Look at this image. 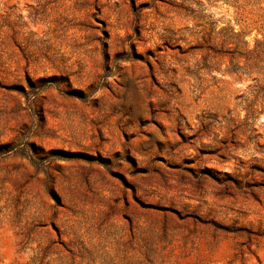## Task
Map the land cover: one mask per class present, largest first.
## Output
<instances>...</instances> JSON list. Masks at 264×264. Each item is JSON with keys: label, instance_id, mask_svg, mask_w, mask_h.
<instances>
[{"label": "rangeland", "instance_id": "374dc122", "mask_svg": "<svg viewBox=\"0 0 264 264\" xmlns=\"http://www.w3.org/2000/svg\"><path fill=\"white\" fill-rule=\"evenodd\" d=\"M0 264H264V0H0Z\"/></svg>", "mask_w": 264, "mask_h": 264}]
</instances>
